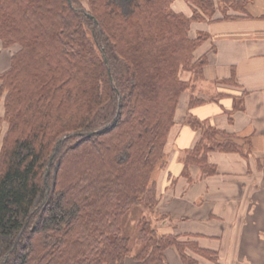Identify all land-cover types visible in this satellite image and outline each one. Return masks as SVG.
Listing matches in <instances>:
<instances>
[{"label": "trees", "instance_id": "1", "mask_svg": "<svg viewBox=\"0 0 264 264\" xmlns=\"http://www.w3.org/2000/svg\"><path fill=\"white\" fill-rule=\"evenodd\" d=\"M172 1L88 0V9L80 0H0V44L18 46L0 72V264H168L170 246L182 264H200L195 255L217 264L214 251L156 224L165 214L156 217L153 174L190 86L180 73L200 77L205 62L194 51L206 34L190 39L189 25L215 10L213 0H185L187 16ZM229 1L244 11L246 0ZM189 122L202 134L184 168L214 174L207 152L239 146ZM138 205L156 218L137 219L132 251L123 223Z\"/></svg>", "mask_w": 264, "mask_h": 264}, {"label": "crops", "instance_id": "2", "mask_svg": "<svg viewBox=\"0 0 264 264\" xmlns=\"http://www.w3.org/2000/svg\"><path fill=\"white\" fill-rule=\"evenodd\" d=\"M173 6L191 13L184 0ZM234 14L191 24V36L206 34L194 51L205 62L198 80L191 71L180 73L197 87L181 94L164 147L165 164L153 174L156 217L165 214L156 224L160 232L181 234L214 251L217 264H264V0H247L244 11ZM12 53V47L0 44V72L9 67ZM191 96L202 101L189 105ZM2 114L0 101V124ZM193 118L229 134L239 146L238 151L207 152L214 174L204 175L196 164L184 168L187 152L202 134L190 124ZM223 133L215 138H227ZM203 142L214 143L207 137ZM165 258L182 264L174 246L165 250ZM124 264L140 263L127 257Z\"/></svg>", "mask_w": 264, "mask_h": 264}, {"label": "rangeland", "instance_id": "3", "mask_svg": "<svg viewBox=\"0 0 264 264\" xmlns=\"http://www.w3.org/2000/svg\"><path fill=\"white\" fill-rule=\"evenodd\" d=\"M174 1L175 0H173L172 3H171L172 10H174L175 12L182 13V14L187 15V16L192 14V11H191L190 14H186V13L182 12L181 10H178L176 7L173 6V2ZM80 2L86 8L89 9L90 6H89L88 0H80ZM186 2L191 8L190 2L189 1H186ZM213 2L215 3L214 12H212L211 14H208V15H204L203 19H194V20H192L190 22L189 30H188V36H189L190 39L195 38L196 36H198L199 33H204V32H198L195 36H191L190 35L191 24L194 21H202V20H210L211 21V20H214L215 18L217 19V18H232V17H235V14H234L235 8H238V7H235L233 2H230L229 0H213ZM239 5H241V4H239ZM12 48H13V51H15L16 49H18V46L15 45V46H12ZM192 74H193V77H195V79L198 80L199 75L196 72H192ZM196 87H197L196 84L194 85V84L190 83V86L187 89H185L184 91H189V90L192 91ZM182 93H184V92H182ZM180 98H181V95H180L179 99ZM0 125H1L0 134H1L3 129L6 127L5 121L1 122ZM66 165H67V163L65 162V166ZM154 214H155V212H149V210L147 208H144L143 205H138V206H134L128 212V214L126 215L123 225H124V229H126L125 231L127 232V235L131 239V249H132V251H134L136 249V247H137L136 240H135L136 239V232H137V225H136L137 219L140 216H145V217L149 218L150 220L155 221L156 217L154 216ZM199 258H200V260H201V262L203 264H208L207 262H210V261H208V259H205V258H203L201 256Z\"/></svg>", "mask_w": 264, "mask_h": 264}, {"label": "water", "instance_id": "4", "mask_svg": "<svg viewBox=\"0 0 264 264\" xmlns=\"http://www.w3.org/2000/svg\"><path fill=\"white\" fill-rule=\"evenodd\" d=\"M49 161H50V159H49Z\"/></svg>", "mask_w": 264, "mask_h": 264}]
</instances>
